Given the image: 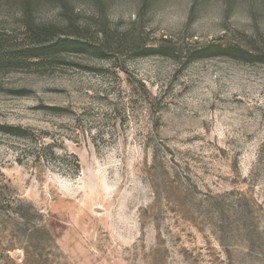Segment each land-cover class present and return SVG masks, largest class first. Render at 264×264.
I'll list each match as a JSON object with an SVG mask.
<instances>
[{"label":"rangeland","instance_id":"obj_1","mask_svg":"<svg viewBox=\"0 0 264 264\" xmlns=\"http://www.w3.org/2000/svg\"><path fill=\"white\" fill-rule=\"evenodd\" d=\"M194 1L0 0V264H264V0Z\"/></svg>","mask_w":264,"mask_h":264},{"label":"trees","instance_id":"obj_2","mask_svg":"<svg viewBox=\"0 0 264 264\" xmlns=\"http://www.w3.org/2000/svg\"><path fill=\"white\" fill-rule=\"evenodd\" d=\"M24 8L26 9L27 14L30 13L29 8H31L34 4L40 2L41 0H19ZM148 0H146L147 2ZM199 2V0L194 1V6ZM191 8V13H194L195 7ZM32 21L28 20L26 23L27 33L32 39L30 43V47L28 49H17L13 45L5 44L0 40V63H17L21 58L25 57H41L43 56L42 53L36 51H42L50 49V30L46 26H34ZM49 43V45H46ZM63 44H73V45H81V42L74 41L72 39H61L59 41H55L53 43L54 47L63 45ZM149 47L148 50L152 51L155 49H151ZM240 46H235L231 44H215V43H208L203 45L200 48L195 49L193 52L194 55L199 57L204 56H215V55H224V54H231L234 50L240 51ZM2 128L9 133L16 134L19 130L22 129L21 126L15 125H3ZM73 165L76 169L79 170L80 164L77 158L74 159Z\"/></svg>","mask_w":264,"mask_h":264}]
</instances>
